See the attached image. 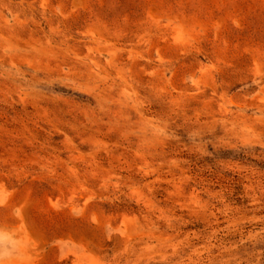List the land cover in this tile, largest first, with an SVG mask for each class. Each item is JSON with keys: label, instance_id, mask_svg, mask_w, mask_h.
I'll use <instances>...</instances> for the list:
<instances>
[{"label": "rangeland", "instance_id": "1", "mask_svg": "<svg viewBox=\"0 0 264 264\" xmlns=\"http://www.w3.org/2000/svg\"><path fill=\"white\" fill-rule=\"evenodd\" d=\"M0 264H264V0H0Z\"/></svg>", "mask_w": 264, "mask_h": 264}]
</instances>
